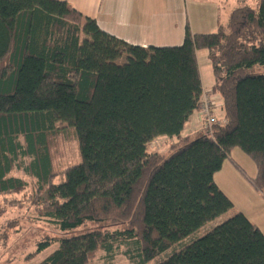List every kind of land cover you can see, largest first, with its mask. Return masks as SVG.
Returning <instances> with one entry per match:
<instances>
[{"label":"trees","instance_id":"1","mask_svg":"<svg viewBox=\"0 0 264 264\" xmlns=\"http://www.w3.org/2000/svg\"><path fill=\"white\" fill-rule=\"evenodd\" d=\"M236 2L213 33L186 24L180 45L142 47L64 1L0 0V196L26 187L14 166L45 194L37 212L58 234L35 253L58 246L36 264L107 263L122 248L145 264L176 245L157 264H264V233L241 212L193 238L233 209L213 178L231 149L264 192V0ZM197 49L225 122L182 136L202 95ZM57 136L79 157L58 172ZM158 137L174 139L164 154L149 147Z\"/></svg>","mask_w":264,"mask_h":264},{"label":"crops","instance_id":"2","mask_svg":"<svg viewBox=\"0 0 264 264\" xmlns=\"http://www.w3.org/2000/svg\"><path fill=\"white\" fill-rule=\"evenodd\" d=\"M58 1L67 2L83 16L95 19L103 31L129 44L142 47L180 45L183 41L186 24L189 25L193 33H213L219 24H225L228 21L231 10L237 4L236 0ZM224 5L228 6L225 21L221 19V8ZM201 56H206L208 59L212 73L207 50L197 49L196 60L202 84L201 97L204 94L213 95V113L219 120V124H223L225 118L221 109V98L217 93L211 92L214 84L213 73L210 84L207 86L203 84V76L199 66ZM194 113H197V121L191 122V116L182 130V136L196 137L203 131V123L198 115V109ZM163 139L168 140L165 143L174 142V139L170 137H158L149 143V147L153 149V143L157 141L162 143ZM235 148L231 149L221 169L213 177L218 188L232 201L233 209L210 222L209 227L215 226L234 212H241L264 233V192L252 182L257 174L256 165L253 162V166L251 163L244 166L236 160L232 155L233 152H237ZM154 150L159 151L158 147ZM236 154L243 159L241 157L243 155H239L241 153Z\"/></svg>","mask_w":264,"mask_h":264},{"label":"rangeland","instance_id":"3","mask_svg":"<svg viewBox=\"0 0 264 264\" xmlns=\"http://www.w3.org/2000/svg\"><path fill=\"white\" fill-rule=\"evenodd\" d=\"M250 5H254V0H248ZM228 5V4H227ZM224 5L221 8V19L226 20V14L228 13V6ZM118 63L124 62V58L121 57L117 60ZM200 70L203 76V84L207 86L212 79V73L209 66L208 59L203 56L199 60ZM196 114L191 117V122H196ZM56 126L61 127V124L57 123ZM163 139L162 143L158 141L153 143V147L159 149L162 154L168 151L170 143H165ZM153 148V149H154ZM237 149V150H236ZM232 155L244 166H248L247 163H251L253 166V160L247 156L239 148H235ZM242 151V152H241ZM236 153L243 155L240 158ZM50 154L55 171H62L67 165L76 163L79 160L76 141L70 137L69 140H65L60 136L52 138L50 142ZM245 159V160H244ZM255 164V163H254ZM8 175H15L24 177L26 179V187L21 191L10 192L6 195L0 196V264H36L43 260L48 254H50L58 244H53L45 250L35 253L36 244L38 241L45 237L55 236L58 232L52 228L47 219L38 215L37 209L42 205L45 194L37 190L36 183L33 182L31 177H28L17 166L12 167ZM61 173L54 177L55 181H58L61 177ZM39 197V203H35L37 195ZM43 193V194H41ZM210 224H206L200 228L193 238L202 236L209 229ZM90 227V226H89ZM179 245L173 246L171 249L160 254L145 264H157L166 258L174 248ZM123 249H119L109 262H105L106 255L104 252L99 253L98 259L94 261L95 264H132L126 256L123 255Z\"/></svg>","mask_w":264,"mask_h":264},{"label":"built area","instance_id":"4","mask_svg":"<svg viewBox=\"0 0 264 264\" xmlns=\"http://www.w3.org/2000/svg\"><path fill=\"white\" fill-rule=\"evenodd\" d=\"M213 95L204 94L201 97L200 104L198 107V115L203 123V128L207 129L209 134H211V128L214 124H218L219 120L213 113L214 105Z\"/></svg>","mask_w":264,"mask_h":264}]
</instances>
